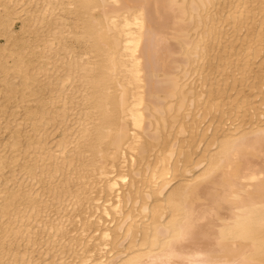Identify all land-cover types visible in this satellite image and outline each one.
Instances as JSON below:
<instances>
[{
    "label": "bare ground",
    "instance_id": "6f19581e",
    "mask_svg": "<svg viewBox=\"0 0 264 264\" xmlns=\"http://www.w3.org/2000/svg\"><path fill=\"white\" fill-rule=\"evenodd\" d=\"M0 7V264H264V0Z\"/></svg>",
    "mask_w": 264,
    "mask_h": 264
},
{
    "label": "rangeland",
    "instance_id": "374dc122",
    "mask_svg": "<svg viewBox=\"0 0 264 264\" xmlns=\"http://www.w3.org/2000/svg\"><path fill=\"white\" fill-rule=\"evenodd\" d=\"M0 1H1L0 3H2V0H0ZM3 2H4V0H3ZM32 3H34V2H32ZM12 6H14V5H10V7H11L10 9H12ZM14 7L17 8L16 6H14ZM14 7H13V8H14ZM71 8H72V9H71ZM71 8H69L68 10L66 9L65 13H64V12H60V14H63V15L65 14L64 17L68 18L69 21H72L73 19H74V20L76 19L75 14L71 12V11L74 10V9H73V7H71ZM0 9H1V7H0ZM10 9H8L9 12L11 11ZM70 9H71V10H70ZM13 10H14V9H13ZM68 11H70V12H68ZM9 12H6V13L9 14ZM1 13H2V11H1ZM69 13H70V14H69ZM71 13H72V15H71ZM10 14H12V13H10ZM67 14H68L70 17L67 16ZM1 15H4V13H2ZM1 15H0V18H1ZM6 15H7V14H6ZM29 15H30V16L26 15L27 18L31 17V14H29ZM3 18H4V17H2L1 19H3ZM71 19H72V20H71ZM28 21H29V20H28ZM20 23H21L20 19H17V18L14 19L13 29H14V31H15V34L17 33V34L15 35V37H16V39L18 40L17 42H19V44H18V45H12V47H10V48H11V52H12V49H14V50L16 49V48H14V46L17 47V49H16V51H15V52H17L18 48L20 47V42H22V41L24 40L23 38H26V36L28 37V36L30 35L29 38H30L31 40L35 39L36 36H38V34H37V35L33 38V36L35 35V33H34V32H33L34 34L32 33V30H31L32 27L29 26V25H30V21H29L28 23H27V21H26L25 24H24V27H28V29L31 30V31L29 30V32H30L31 34L28 33V35H25L26 32H28V29L26 28V29H24V30H25V32H24V37H22V36H23L22 33H21L22 31L19 30V29H20V25H21ZM26 25H27V26H26ZM43 27H44V26H43ZM0 28H1V27H0ZM40 28H41V29L38 30L37 33H38V32H43L42 30L45 31V29H46L47 27H46V28L44 27V29H43L42 26H41ZM1 29H2V28H1ZM26 30H27V31H26ZM6 31H8V30H6ZM6 31H3V30L1 31V30H0V44L4 43V40H6V37L8 36V33H9V32L7 33ZM18 31H19L20 35H19ZM1 32H2V33H1ZM3 33H4V34H3ZM13 36H14V35H13ZM17 37H18L19 39H18ZM21 37H22V39H21L22 41L20 40ZM11 38H12V37H11ZM11 38H10V39H11ZM10 41H11V40H10ZM5 42H6V41H5ZM31 48H32V47H31ZM9 50H10V49H9ZM9 50H8V51H7V50H6V51H4V50L1 51V50H0V53H3V52H4L3 54H0L1 57L4 56V54H5L6 56H8V54H6L7 52H9V53L11 54V55L9 54V56H11V57L8 56V57L6 58V56H4L6 59H5L4 57H2L3 59L0 57V59H1V60H0V63H1V64H0V65L3 64V65H6V66H7V65H9V66H13L14 63H16V62H17V63H20V62L17 61V60H21L22 58L19 57V59H18V57H17L18 55H16V53H14V50H13L12 53H11ZM5 52H6V53H5ZM13 54H15V55H13ZM30 55H31V54H30ZM13 56H14V57H13ZM31 56H32V55H31ZM31 56H29V54H28V56H27L28 59H27V57H25V58H26L27 60H29V59H30L29 57H31ZM15 57H16L17 60L15 59ZM22 57H23V56H22ZM12 58H13V59H12ZM23 58H24V57H23ZM25 58H24V59H25ZM31 58H32V57H31ZM24 59H23V60H24ZM26 59H25V60H26ZM3 60H4V62H5L6 64L3 62ZM5 60H6V61H5ZM23 60H21V61H23ZM1 61H2V62H1ZM12 61H13V62H12ZM14 61H16V62H14ZM7 63H10V64H7ZM12 63H13V64H12ZM11 64H12V65H11ZM13 70H15V69L11 68L10 71H9V69H8V72H7V73H9V75H10V72H11V75H12V74H13V73H12ZM13 72H14V71H13ZM15 72H16V71H15ZM15 72H14L13 75H15ZM21 74H22V73H21ZM21 74L18 73L19 76H16V77H17V78L20 77ZM11 75H10V76H11ZM16 75H17V74H16ZM43 77H44V76H43ZM12 78H14V79H12ZM17 78H15L14 76H11V77L9 78V80L17 81ZM18 79H19V78H18ZM18 109L21 110L22 108H18ZM58 136H59V135H57V137H58ZM53 141H55V139H53ZM7 168H8V167H6V168L4 169V171H5ZM9 168L12 169V166H11V167L9 166ZM9 168H8V169H9ZM14 168H16V167H14ZM17 176H18V175H17ZM43 248H44V247H42L41 249H43Z\"/></svg>",
    "mask_w": 264,
    "mask_h": 264
}]
</instances>
